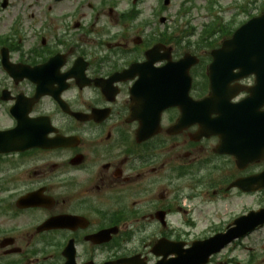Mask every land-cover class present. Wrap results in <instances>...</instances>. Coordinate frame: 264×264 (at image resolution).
Segmentation results:
<instances>
[{"label":"flooded vegetation","instance_id":"flooded-vegetation-1","mask_svg":"<svg viewBox=\"0 0 264 264\" xmlns=\"http://www.w3.org/2000/svg\"><path fill=\"white\" fill-rule=\"evenodd\" d=\"M158 6L0 0V264H121L136 256L153 264L154 239H176L159 220L173 216L160 191L166 181L179 191L176 182L187 181L181 166L205 164L203 150L187 151L198 127L171 133L181 116L171 108L162 130L146 136L151 117L132 105L137 78L109 81L144 62L155 44L171 47L176 59V29ZM200 56L191 70L195 99L209 95L211 54ZM236 122L233 114L225 126ZM199 139L191 145L208 140Z\"/></svg>","mask_w":264,"mask_h":264},{"label":"rangeland","instance_id":"rangeland-1","mask_svg":"<svg viewBox=\"0 0 264 264\" xmlns=\"http://www.w3.org/2000/svg\"><path fill=\"white\" fill-rule=\"evenodd\" d=\"M179 184L180 182L177 183V185ZM208 199H197L200 201L198 202V207L201 212L198 209L197 211L203 217L204 225H209L214 222L219 225H225L233 217L245 211L264 206V192L241 196L233 193L215 198L212 202L208 201ZM253 256L256 257V264H264V228L257 230L249 238L244 240L242 249L236 250V248L231 247L223 256L217 259L223 261L226 258L233 257L238 258L241 264H245Z\"/></svg>","mask_w":264,"mask_h":264},{"label":"water","instance_id":"water-1","mask_svg":"<svg viewBox=\"0 0 264 264\" xmlns=\"http://www.w3.org/2000/svg\"><path fill=\"white\" fill-rule=\"evenodd\" d=\"M254 28L256 29L255 30V32H253L251 35H249L251 38H255V40H254V46H255V51L256 52H264V18H262V19H259L257 22H256V24L254 25ZM246 30V29H245ZM244 44H246V41H245V43ZM263 68V67H262ZM259 75H260V84L262 85V86H264L263 84H264V71L263 70H260L259 71V73H258ZM264 212V211H263ZM260 214H264V213H260ZM260 215H254L253 216V220H255V218L256 217H259ZM222 246V245H221ZM220 248V247H219ZM218 251V249L217 250H211V251H205L204 252V249H199V251H196V253H194V255H192V256H187V257H189L188 259L189 260H198V259H200V253H202L203 252V254L205 253V258H204V260H203V263L205 264L206 262H207V260H208V258H209V256L211 255V254H213V253H215V252H217ZM198 252H200V253H198ZM197 253L199 254V256L197 255ZM202 254V255H203ZM187 258H181V260H188ZM186 264V263H185Z\"/></svg>","mask_w":264,"mask_h":264}]
</instances>
